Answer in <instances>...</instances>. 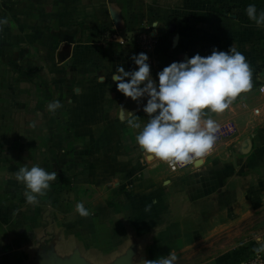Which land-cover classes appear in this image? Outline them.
Instances as JSON below:
<instances>
[{"label":"crops","instance_id":"obj_1","mask_svg":"<svg viewBox=\"0 0 264 264\" xmlns=\"http://www.w3.org/2000/svg\"><path fill=\"white\" fill-rule=\"evenodd\" d=\"M249 4L264 11V0H0V264H146L169 252L175 264H241L261 248L264 25L248 19ZM143 26L149 51L108 40ZM234 45L252 87L209 114L224 132L212 151L172 172L136 145L119 107L147 114L111 75L134 69L139 53L155 79ZM34 164L57 173L36 206L15 178ZM208 247L222 250L195 259Z\"/></svg>","mask_w":264,"mask_h":264},{"label":"clouds","instance_id":"obj_2","mask_svg":"<svg viewBox=\"0 0 264 264\" xmlns=\"http://www.w3.org/2000/svg\"><path fill=\"white\" fill-rule=\"evenodd\" d=\"M245 11L250 21L264 25V11L258 12L255 4H249ZM130 59L135 68L126 71L123 66L117 67L111 80L116 90L136 102L148 118L142 120L120 106L122 122L134 131L135 143L144 153L171 166L188 165L205 156L215 145L219 131V124L209 114L223 113L232 100L252 87L250 65L235 45L227 51L213 48L210 55L197 53L186 61L172 62L156 73L155 79L146 53ZM142 100L146 102L140 108ZM61 107L54 100L47 110L55 114ZM15 178L24 186L26 203L36 206L57 173L38 164L25 165L17 170ZM75 211L82 217L90 214L82 202L76 204ZM255 239L264 248V238ZM176 260V255L169 252L146 264H175Z\"/></svg>","mask_w":264,"mask_h":264},{"label":"built area","instance_id":"obj_3","mask_svg":"<svg viewBox=\"0 0 264 264\" xmlns=\"http://www.w3.org/2000/svg\"><path fill=\"white\" fill-rule=\"evenodd\" d=\"M108 40L111 42L112 41L117 42L121 46L132 45L144 51L151 50L156 43L155 39L151 36L149 28L147 26H143L139 29L130 28V29H127L126 31H123L122 34L112 33L108 37ZM259 91L261 93H264V83L260 84ZM255 112H258V110L256 109ZM216 135H217V141H219V139L223 137L224 132L219 130ZM215 145L213 146V148L215 147ZM212 149L210 151H212ZM205 156L194 159L193 162L188 165L182 166V165L177 164L175 166H171L166 162L165 164L170 171L176 172L179 169L184 168V167H194L195 163L203 159ZM241 264H264V248H259V250L255 251L253 254L245 258Z\"/></svg>","mask_w":264,"mask_h":264},{"label":"rangeland","instance_id":"obj_4","mask_svg":"<svg viewBox=\"0 0 264 264\" xmlns=\"http://www.w3.org/2000/svg\"><path fill=\"white\" fill-rule=\"evenodd\" d=\"M252 227L254 228V224H252ZM256 228H258V225L256 224ZM222 244L221 241H219L218 245ZM217 250H222V248H214V247H208V248H204L203 250H201V252H199V254L197 255V257L195 259H199V258H207L209 256H213L215 254V252ZM194 259V257H193ZM178 264H192L190 261L187 263H178Z\"/></svg>","mask_w":264,"mask_h":264},{"label":"water","instance_id":"obj_5","mask_svg":"<svg viewBox=\"0 0 264 264\" xmlns=\"http://www.w3.org/2000/svg\"><path fill=\"white\" fill-rule=\"evenodd\" d=\"M195 164L198 165L199 161H197ZM74 264H83V263L77 261V262H74Z\"/></svg>","mask_w":264,"mask_h":264}]
</instances>
